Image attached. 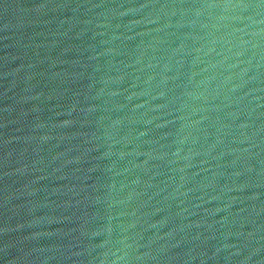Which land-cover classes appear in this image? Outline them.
<instances>
[{
  "label": "water",
  "instance_id": "obj_1",
  "mask_svg": "<svg viewBox=\"0 0 264 264\" xmlns=\"http://www.w3.org/2000/svg\"><path fill=\"white\" fill-rule=\"evenodd\" d=\"M260 3L0 0V264H264Z\"/></svg>",
  "mask_w": 264,
  "mask_h": 264
},
{
  "label": "clouds",
  "instance_id": "obj_2",
  "mask_svg": "<svg viewBox=\"0 0 264 264\" xmlns=\"http://www.w3.org/2000/svg\"><path fill=\"white\" fill-rule=\"evenodd\" d=\"M201 7H222L224 9L228 8H240V9H248V8H257V7H264V2H262L259 5H252V4H227V5H202ZM239 19V18H237Z\"/></svg>",
  "mask_w": 264,
  "mask_h": 264
},
{
  "label": "snow or ice",
  "instance_id": "obj_3",
  "mask_svg": "<svg viewBox=\"0 0 264 264\" xmlns=\"http://www.w3.org/2000/svg\"><path fill=\"white\" fill-rule=\"evenodd\" d=\"M262 2H264V0H262Z\"/></svg>",
  "mask_w": 264,
  "mask_h": 264
}]
</instances>
